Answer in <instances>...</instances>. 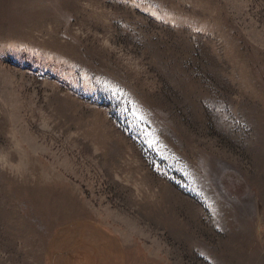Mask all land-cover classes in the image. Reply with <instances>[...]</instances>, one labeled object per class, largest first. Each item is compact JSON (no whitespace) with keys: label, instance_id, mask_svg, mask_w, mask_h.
Wrapping results in <instances>:
<instances>
[{"label":"rangeland","instance_id":"rangeland-1","mask_svg":"<svg viewBox=\"0 0 264 264\" xmlns=\"http://www.w3.org/2000/svg\"><path fill=\"white\" fill-rule=\"evenodd\" d=\"M78 216L264 264V0H0V264Z\"/></svg>","mask_w":264,"mask_h":264},{"label":"crops","instance_id":"crops-1","mask_svg":"<svg viewBox=\"0 0 264 264\" xmlns=\"http://www.w3.org/2000/svg\"><path fill=\"white\" fill-rule=\"evenodd\" d=\"M44 264H127L121 234L99 219L74 217L48 238Z\"/></svg>","mask_w":264,"mask_h":264}]
</instances>
